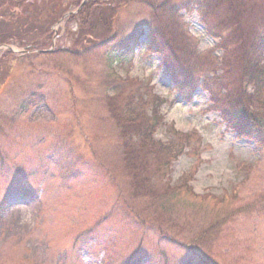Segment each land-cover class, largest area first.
<instances>
[{"label": "rangeland", "instance_id": "obj_1", "mask_svg": "<svg viewBox=\"0 0 264 264\" xmlns=\"http://www.w3.org/2000/svg\"><path fill=\"white\" fill-rule=\"evenodd\" d=\"M8 1L0 0V14ZM41 1L61 5L42 15ZM41 1L19 0L30 4L26 16L36 30L27 39L13 29L2 43L13 54L0 49L8 64L0 89V264H205L204 256L221 264H264V151L256 139L239 138L224 124L204 90L190 103L175 92L161 56L148 50V0L124 2L115 17L109 36L120 32L121 45L144 29L121 60L116 45L106 47V38L97 37L104 20L89 18L85 33L103 46L81 61L66 50L80 32L79 4L95 0ZM181 14L199 51L221 55L196 7ZM53 43L49 53L21 54L28 46L49 51ZM256 61L264 65V55ZM117 76L138 79L165 100L166 124L158 138L168 139L170 126L191 136V146L159 183L179 186L186 176L174 211L137 196L132 187L109 109ZM219 215L229 222L210 256L203 255L195 243L197 227Z\"/></svg>", "mask_w": 264, "mask_h": 264}, {"label": "trees", "instance_id": "obj_2", "mask_svg": "<svg viewBox=\"0 0 264 264\" xmlns=\"http://www.w3.org/2000/svg\"><path fill=\"white\" fill-rule=\"evenodd\" d=\"M132 1L95 0L86 4L80 12L82 22L80 32L74 39V48L66 50L72 56L68 57L81 61L92 56L91 50L103 45H116L114 48H117L121 60L130 51L131 43L134 45L143 33L141 28L131 37L130 43L123 45L117 42L120 32L113 37L109 36L112 31H116L115 17L123 3ZM258 1L260 4L256 3ZM21 3L19 0L6 2V10L3 9L0 15L9 19L11 25L4 26V20H0V44L13 37V29L17 30L21 38H32L24 35L34 33L36 23H30V18L26 16L30 4ZM59 5L41 1L42 15L55 13L57 8L49 10L53 8L51 6ZM147 5L150 7V22L147 24L149 50L161 55L165 72L170 76L176 92L191 101L195 91L202 88L209 94L213 106L220 111L227 126L239 138L256 139L260 150L264 151V65L256 61L257 57L264 55V0H196L193 5H178L173 0H148ZM12 6H15V10L10 14ZM195 7L208 33L218 40L217 47L224 52L221 60L198 53L196 42L180 14L184 9L191 11ZM94 15L102 22L104 20V29L97 37L106 39L98 47L95 36L85 33L91 27L87 20ZM14 21L18 26L13 27ZM33 48L28 46L27 49ZM12 54L8 50L5 56ZM4 61L0 59V89L8 80L3 72L8 64ZM117 78L110 83L115 94L111 96L109 109L120 130L124 160L133 176L132 187L137 196L151 198L155 205L161 203L163 208L174 211L176 200L187 184L186 176L182 178L185 184L179 186L159 183L165 181L169 167L191 146V136L171 128L168 141L157 139V132L164 125V117L161 115L164 100L137 79ZM197 139L201 142L199 136ZM203 203L202 206L199 204L201 208L207 207H203ZM152 208L149 206L148 210ZM219 216L207 227H197L195 243L203 255H209L215 242L223 236V227L229 222L227 216ZM155 222H158L156 218ZM204 261L205 264H221L206 256Z\"/></svg>", "mask_w": 264, "mask_h": 264}]
</instances>
